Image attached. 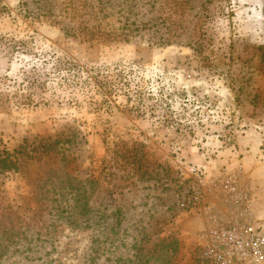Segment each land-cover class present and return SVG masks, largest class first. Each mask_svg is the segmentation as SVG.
I'll list each match as a JSON object with an SVG mask.
<instances>
[{"label": "rangeland", "instance_id": "1", "mask_svg": "<svg viewBox=\"0 0 264 264\" xmlns=\"http://www.w3.org/2000/svg\"><path fill=\"white\" fill-rule=\"evenodd\" d=\"M77 1L100 41L33 13ZM98 2L0 0V139L64 144L0 174V264H264V0Z\"/></svg>", "mask_w": 264, "mask_h": 264}, {"label": "trees", "instance_id": "2", "mask_svg": "<svg viewBox=\"0 0 264 264\" xmlns=\"http://www.w3.org/2000/svg\"><path fill=\"white\" fill-rule=\"evenodd\" d=\"M99 4H103V0H99ZM77 4V5H76ZM87 5H82V2L77 1L76 3H66L62 8L63 13L59 15H54L53 11L46 10L40 11V13L34 14L38 18L45 17L47 20L53 16H59L62 19H68L70 22H75L78 19H82L81 23V34L86 36L89 40L100 41L104 36V31L101 29V24H89L86 17L89 16L90 19L96 16V10L93 9L95 6L84 9ZM83 7V8H82ZM50 22H53L54 25L59 24V21L51 19ZM75 76V75H73ZM61 138L56 140H50V138H39L35 139L32 142L29 140H24L23 143L19 144L17 147L11 149L0 139V174L2 173H20L23 171L24 167L33 163L35 160H42L44 157L53 158L60 148L64 147V144L61 145ZM63 143V142H62ZM65 158V157H64ZM63 158V159H64ZM67 160V158H65ZM66 166L67 163L65 164ZM59 169L52 167L49 169L50 173H54L58 177ZM49 174V173H48ZM51 177V176H50ZM59 186L62 197L71 196L74 206L72 207L75 211L81 215L87 214L90 212L89 207V196L86 195L85 189L83 187V181L78 180L70 171L64 169V176L60 177ZM67 195V196H66ZM67 209V208H66ZM78 210V211H77Z\"/></svg>", "mask_w": 264, "mask_h": 264}, {"label": "built area", "instance_id": "3", "mask_svg": "<svg viewBox=\"0 0 264 264\" xmlns=\"http://www.w3.org/2000/svg\"><path fill=\"white\" fill-rule=\"evenodd\" d=\"M228 241L233 244L234 249L243 250L245 247H252L254 253L261 254L264 251V236H252L250 239H245L241 232L233 230L228 232Z\"/></svg>", "mask_w": 264, "mask_h": 264}, {"label": "crops", "instance_id": "4", "mask_svg": "<svg viewBox=\"0 0 264 264\" xmlns=\"http://www.w3.org/2000/svg\"><path fill=\"white\" fill-rule=\"evenodd\" d=\"M263 168L261 167L259 170H257V172L255 173L257 177L262 176L263 174V179H259L258 184H261L263 182V184L260 186H258V189H262V187L264 186V173H262ZM261 178V177H260ZM264 189V187H263ZM259 198H263V200L261 201L260 199H255L253 200V212H254V217H256V222L254 224V226H258L257 228L260 230V232H262V234L264 233V197L259 196ZM261 219V220H258ZM262 227V229H261Z\"/></svg>", "mask_w": 264, "mask_h": 264}]
</instances>
